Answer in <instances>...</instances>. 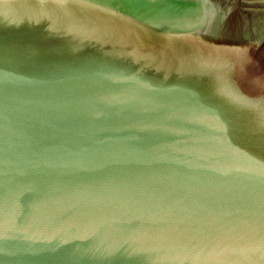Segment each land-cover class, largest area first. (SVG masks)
<instances>
[{"label":"water","instance_id":"1","mask_svg":"<svg viewBox=\"0 0 264 264\" xmlns=\"http://www.w3.org/2000/svg\"><path fill=\"white\" fill-rule=\"evenodd\" d=\"M0 264H264V0H0Z\"/></svg>","mask_w":264,"mask_h":264}]
</instances>
